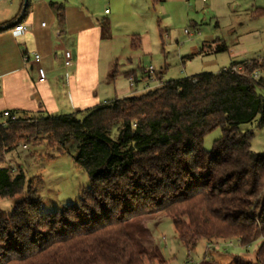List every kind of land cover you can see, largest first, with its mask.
Segmentation results:
<instances>
[{"label":"trees","instance_id":"16d2710c","mask_svg":"<svg viewBox=\"0 0 264 264\" xmlns=\"http://www.w3.org/2000/svg\"><path fill=\"white\" fill-rule=\"evenodd\" d=\"M50 7L63 28V6ZM226 51L217 39L197 55ZM133 92L86 112L0 124V199L22 195L0 210V264H164L145 226L156 216L171 220L187 251L200 240L259 242L248 264H264V153L239 131L256 118L264 126V57ZM216 128L208 151L203 138ZM37 135L86 173L75 205L42 212L36 191L23 193L25 174L5 168V156Z\"/></svg>","mask_w":264,"mask_h":264},{"label":"rangeland","instance_id":"374dc122","mask_svg":"<svg viewBox=\"0 0 264 264\" xmlns=\"http://www.w3.org/2000/svg\"><path fill=\"white\" fill-rule=\"evenodd\" d=\"M122 1L118 30L130 34L139 29L149 36L146 55H141L140 50L128 51V56L132 55L131 68L138 80L136 88H133L135 95L157 88L163 81L205 72L217 73L223 67L228 68L232 60L229 56L235 52L226 51L186 60L192 53L191 48H200L204 41L219 39L226 46H233L234 51L251 44L260 46V51L248 54L244 59L264 55V12L260 14L257 11L258 8L264 11V0H162V4L156 7L152 6L151 0H144L136 4V9L130 8L132 3L127 0ZM191 21L196 22L198 30ZM209 37L212 38L209 40ZM206 62L213 63L205 66ZM149 67L154 74L149 76L148 81H140ZM113 69L112 64L107 80L112 78ZM159 72H162L160 81L156 78ZM258 120L256 118L251 124L240 125L239 131L251 133V151L264 153V126H258ZM220 136L221 129H214L203 138V148L209 151ZM4 166L12 177L20 172L25 174L23 193H26L28 186L35 190L42 212L60 211L65 206L75 205L89 185L86 173L74 163L72 157L58 154L56 147L46 143L40 135L28 142L21 141L13 152L5 156ZM20 196L17 195L15 200ZM15 200L0 199L2 213H9ZM145 226L164 264H235L237 260L243 264L255 262L259 242L241 247L236 241H217V244L209 246L207 241L200 240L194 249L187 251L176 239L169 218L152 217ZM152 264H159V261Z\"/></svg>","mask_w":264,"mask_h":264},{"label":"crops","instance_id":"0c3cea01","mask_svg":"<svg viewBox=\"0 0 264 264\" xmlns=\"http://www.w3.org/2000/svg\"><path fill=\"white\" fill-rule=\"evenodd\" d=\"M127 1L132 3L130 8L136 9V4L144 0ZM122 2L26 0L24 6V0H0V124L5 122L2 115L5 111L13 118L25 114L62 116L86 112L130 96L136 86L131 88L129 82L136 73L131 68L132 55L128 56V51L140 50L141 55H146L149 36L139 29L130 34L118 30ZM50 3L63 6V28L57 26ZM151 3L156 7L162 0H151ZM258 9L263 14L264 11ZM210 12H213L211 8ZM191 23L198 30L196 22ZM19 24L25 31L14 33V27ZM198 48L192 47L186 60L203 56L197 55L201 47ZM234 49L227 46L228 52H235L229 56L232 58L229 66L232 62L264 57L256 55L244 59L260 51V46L253 44ZM65 52L70 53L68 67L64 66ZM35 54L40 56L39 64L33 60ZM212 63L206 62L205 66ZM112 64L115 75L107 80ZM38 66L46 73L43 82L38 79Z\"/></svg>","mask_w":264,"mask_h":264},{"label":"built area","instance_id":"2783aa9c","mask_svg":"<svg viewBox=\"0 0 264 264\" xmlns=\"http://www.w3.org/2000/svg\"><path fill=\"white\" fill-rule=\"evenodd\" d=\"M23 31H25V27H24L22 24H19V25L15 26L14 29H13V32H14V33H19V32H23ZM25 60H26V58H25ZM27 60H28V59H27ZM33 60H34L35 63L39 64L40 56H39L38 54H35L34 57H33ZM70 64H71V63H70V53H69V52H65V53H64V66H65V67H68V66H70ZM37 73H38V79H39V81H40V82H43V81L45 80V77H46V73H45L44 69L41 68L40 66H38V68H37ZM144 73H145L146 75H148V76H151V75L154 74V73H153V70H152L151 67H149L146 71H144ZM151 79H152V78H151ZM129 85H130V87L133 86V81H132V79L130 80ZM2 115H3V117H5V118H11V119H14V118L12 117V115H11L9 112H7V111L3 112Z\"/></svg>","mask_w":264,"mask_h":264},{"label":"water","instance_id":"95a60500","mask_svg":"<svg viewBox=\"0 0 264 264\" xmlns=\"http://www.w3.org/2000/svg\"><path fill=\"white\" fill-rule=\"evenodd\" d=\"M26 5V0H24V6Z\"/></svg>","mask_w":264,"mask_h":264}]
</instances>
